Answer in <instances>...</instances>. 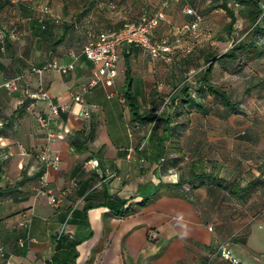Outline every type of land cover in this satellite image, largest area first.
<instances>
[{"label": "crops", "instance_id": "1", "mask_svg": "<svg viewBox=\"0 0 264 264\" xmlns=\"http://www.w3.org/2000/svg\"><path fill=\"white\" fill-rule=\"evenodd\" d=\"M10 1L4 10L17 22V40L22 37L25 44L20 46L18 41L8 77L16 81L23 99H29V107L17 120L14 110L22 98L11 100L12 108L4 109L9 94L14 93L3 85L9 81L4 73L9 62L0 58V243L9 259L15 264H44L52 255L60 261L70 258L68 247H54L52 238L62 230L78 242L74 264H228L215 254L220 243L243 262L264 264V64L251 50L232 62L216 59L230 46L223 29L229 20L225 12L208 11V1L193 2L205 9L203 21L195 34L183 35L176 49L190 44L194 50L189 56L177 51L173 64L151 59L141 47L118 46L113 85L100 82L82 94L83 107L89 113L83 117L77 114L80 105L73 103L72 96L82 91L95 69L81 54L91 33L116 30L124 21H134L166 1L164 19L151 34L156 39L182 35V25L191 20L182 11L185 3ZM44 4L69 26L54 52L49 44L60 28L50 24L43 30L34 18ZM12 36L9 34L10 40ZM209 53L214 54L210 80L238 102V112L227 114L220 104L213 107V96L199 97L194 82L187 81L189 97L213 110L199 114L190 108L181 136L175 142L171 138L166 145L172 149L199 148L206 165L203 172L208 175L210 166H217L216 176H203V184L196 185L191 160L180 173L179 163L173 159L154 158L146 140L151 126L129 122L121 92L127 62L141 108L155 114L157 108H163L161 116L190 66L183 60L196 55L195 62L202 64ZM52 58L61 64L72 62L73 68L66 74L52 70L42 75L43 88L52 100L69 103L66 111L51 120L53 135L47 143L45 130L35 120L37 113L46 112L47 102L35 96L37 76L30 67ZM80 132L88 138L81 145L73 142ZM45 147L51 157H58L57 165L46 172L38 161ZM66 187V197L58 206H51L47 193L56 194ZM121 200L123 204L118 202ZM84 204L90 207L83 210ZM29 214L33 241L19 248L16 234L23 230L17 223Z\"/></svg>", "mask_w": 264, "mask_h": 264}, {"label": "trees", "instance_id": "2", "mask_svg": "<svg viewBox=\"0 0 264 264\" xmlns=\"http://www.w3.org/2000/svg\"><path fill=\"white\" fill-rule=\"evenodd\" d=\"M182 1L184 3H188L198 14H200L202 17V21H203V15L205 9L200 8L198 5H195L193 2L204 3L208 1L206 5L208 11L213 9H222L229 18V20L225 23L223 29L226 33L227 38L229 39L230 46L223 54H221L216 59L219 60L224 59L226 61L232 62L237 60L241 54L247 53L249 50H251L253 51L255 58H259L260 62L262 63L261 58L264 56V0H182ZM9 5H11L10 0H0V13L4 10V8L8 7ZM43 6H48L50 8V12L42 13L40 9ZM239 17L244 19L247 23L246 31L242 33V36L241 35L237 36L235 33L236 22L238 21ZM34 18L38 21L40 27L43 30L49 28L50 24L51 25L53 24L60 28V33L58 34V36L49 44L51 52H54L55 49L64 41L69 26H67L66 24L60 21V18L52 12L51 6L48 4L42 5L35 14ZM191 20H192V16H191ZM0 24H1V20H0ZM9 34H10L9 31L2 30L3 36L0 39V43H2L3 41H6L8 43ZM183 35L184 36L189 35V33H183L181 35L182 36L181 43L183 41ZM185 46H190L189 52L181 51V48ZM181 48L176 49V47H174L171 53V57L173 61L170 64H173L176 61L175 53L177 51L182 53L184 56H189L190 54H192L194 50L193 46H191L190 44L182 45ZM193 56L191 55V58L188 59V61L186 59L183 60V63H188L190 66L184 72V76H183L184 81L180 85L179 89H177L178 93L175 95L172 94L169 97L170 101L166 106L167 107L166 111H163V114L161 116L153 113V110H147V109L144 110L141 108V105L137 100V95L132 89V80H131L132 78L130 74V67L129 64L126 62L125 81L121 92V96L123 98L124 104L126 105L129 111V122L132 124L151 126V130L149 131L146 140L148 142L150 152L154 155L155 159H158V161H162L164 157L167 155V153L173 150L168 145H166V143L170 142L171 138L174 139L172 141L175 142V139L181 136L182 130L185 128L188 122L187 120H189V117L186 116L189 113L190 108H193L199 114H205L207 111L213 110L211 106H207L201 102L195 101L194 98L189 97L188 93L190 87L187 81L192 80V78L196 77L194 80L195 85L193 88L196 95H199V97L207 96V94L212 95L214 100L211 99L210 102L213 107H216V105L220 104L227 110L226 111L227 114L231 112L232 113L238 112L237 109L238 102H233L232 100H230V97L225 91V89H223L221 86L212 83V81L210 80L211 70L213 66L211 62V58L214 56V54L213 53L207 54L204 57V63L202 64L195 62V59H197V57L195 55L196 58L194 59ZM190 69L194 70V73H192L191 75H189L188 73ZM263 101H264V97H263ZM28 107H29V99L25 98L21 100L20 104L14 110V112L16 113L15 120L20 118V116H22L24 112L27 111ZM181 118H182V122H181ZM87 140L88 138H86V136H84L82 132L76 133L73 137V142L78 143L79 145L86 143ZM189 150H191L194 154H196V156L191 159V163H192L191 167L193 169L192 176H194L195 179L197 180L196 185L203 184V180H202L203 176H216L218 174V171L215 170L217 169V166L215 165L210 166V173H209L210 175H208L207 172H203V169L206 168V165L203 156L202 155L198 156L201 150L199 148L189 149ZM171 159H173L176 163H179L177 157ZM202 162H204V164ZM199 163L203 164L202 169L198 167ZM180 168L181 167L178 164V171L180 173H184V171H186V168L182 170ZM0 179H1V165H0ZM67 189L69 190V188ZM2 194L3 193L1 192L0 197H2L1 196ZM67 194L68 191L66 195ZM118 202L120 204H123L124 200ZM144 203L145 201L142 202V204ZM89 207L90 206L88 204H84L83 210H86ZM29 228L27 229L22 228L23 231L16 234L15 241H16V245L19 248H25L27 246L28 242L25 245L20 246L17 242V239L19 237H22L24 239L30 237ZM52 240H54L55 242L54 245L55 250L63 246H66L70 250H72V256L70 258H67L66 260L64 259L63 261H60L58 260V257L56 255H52L50 260L44 261V264H74V260L76 257L75 246L78 242L75 240H71L70 236L64 235L63 232L60 233L56 232ZM0 245L4 248V246L1 243ZM4 250L6 252V255L0 258L4 259V263H5V260L8 257V251L5 248Z\"/></svg>", "mask_w": 264, "mask_h": 264}, {"label": "built area", "instance_id": "3", "mask_svg": "<svg viewBox=\"0 0 264 264\" xmlns=\"http://www.w3.org/2000/svg\"><path fill=\"white\" fill-rule=\"evenodd\" d=\"M112 6V4H111ZM166 1L162 2L161 7L153 10L149 13H142L140 17L134 21H124L119 29L110 31H98L93 32L82 46L81 54L91 61L95 65V69L91 72L87 82L82 86V91L72 96L74 104H79L80 108L77 112L79 116L87 117L89 115L83 107L84 92L90 91L98 83L102 82L105 86H112L114 78L117 74L116 63L119 55L117 47L121 44L134 45L143 48L151 59H159L165 63H172L173 59L171 53L177 45L181 43V34L175 36H165L159 39L153 38L151 35L152 30L164 19V10ZM42 13L50 12L48 6H43ZM183 12L191 15L192 20L187 21L182 25V32L195 34L200 24L202 23V17L198 14L188 3L183 6ZM181 51L189 52L190 46L181 48ZM73 58L76 57L75 53H71ZM264 64V56L261 58ZM73 68V63L61 64L55 58L49 59L42 63L40 66L32 65L30 72L37 76V93L36 98L47 102V110L44 113H37L35 120L37 124L45 130V138L47 143L51 141L53 133L50 130V122L57 117L61 112L66 111L69 108L68 102H56L47 94L42 85V75L45 72L57 70L62 74H66ZM189 75L194 73L193 69L189 70ZM4 87L8 91H15L18 89V85L15 80L6 81ZM111 94V93H110ZM38 161L44 167L45 172L50 167H55L58 163V157H51L50 150L45 147L38 155ZM74 185V183H72ZM67 188H61L56 194L47 193V202L56 207L60 204L67 193ZM31 215H23V218L17 223L18 227L29 228L31 224ZM62 230L59 231V233ZM31 237L22 238L19 237L17 242L20 246L25 245L27 242H31ZM221 259L225 260L228 264H250L241 261L237 258L225 243L217 245L216 253ZM6 252L0 245V257H4ZM4 264H15L6 258Z\"/></svg>", "mask_w": 264, "mask_h": 264}, {"label": "rangeland", "instance_id": "4", "mask_svg": "<svg viewBox=\"0 0 264 264\" xmlns=\"http://www.w3.org/2000/svg\"><path fill=\"white\" fill-rule=\"evenodd\" d=\"M11 13H6L5 10H3L0 13V20H1V30H0V39L3 36L2 35V30H7L9 31V33L11 35H13L11 38V40L9 39V42L7 43L6 41H3L1 44V53H0V58L3 59L6 62H9L8 65H6V69L4 70V73L6 75V80L9 79L11 80V77H8V75L11 73V69H10V64L12 65L14 62V58L16 56V52L18 50V41H20V46L25 44V39L20 37L19 40L18 39V35L16 34V23L15 21H12L11 18ZM24 23V22H23ZM246 26L247 23L244 19H242L241 17L238 18V21L236 22V35L242 36V33L246 31ZM10 48V49H9ZM193 58L195 59V55L193 56ZM196 77L192 78V82H194ZM11 92V91H10ZM17 92V93H15ZM12 93L14 94H9L10 98H7V102L5 103V107L4 109L9 110L12 108L11 106V100L13 102H16L15 99H17L19 97L23 99V95H21V91L19 90V88L17 89V91H13ZM17 94V95H15ZM168 102V101H167ZM163 108H157V115H160V113L162 112ZM197 119V118H196ZM199 119H201V117H199ZM195 120V119H194ZM181 122H182V118H181ZM169 143V142H167ZM174 151L173 152H168L167 155L165 156V158L167 160H169L170 158H175L177 157L179 160V166L181 167L180 169H185V162L190 161L193 157L196 156V154H194L191 150L189 149H183V148H173ZM178 149V150H177ZM170 153H172V155H170ZM202 154V152L200 151V153L198 154V156H200ZM175 156V157H174ZM204 164V162H202ZM199 163L198 167H200L201 169L203 168V164ZM205 166V165H204ZM161 191H163V188L161 189ZM169 191V190H168Z\"/></svg>", "mask_w": 264, "mask_h": 264}]
</instances>
